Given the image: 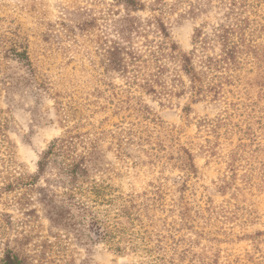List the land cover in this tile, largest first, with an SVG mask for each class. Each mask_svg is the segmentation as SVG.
<instances>
[{
    "label": "rangeland",
    "instance_id": "obj_1",
    "mask_svg": "<svg viewBox=\"0 0 264 264\" xmlns=\"http://www.w3.org/2000/svg\"><path fill=\"white\" fill-rule=\"evenodd\" d=\"M137 1L144 10L121 0H0V264L9 253L20 264H264V191L238 180L220 192L236 139L207 125L231 103L256 102L246 84L257 76L195 99L179 57L195 53L200 72L220 54L213 31L230 23L232 0ZM117 48L125 73L111 68ZM53 143L63 147L36 179ZM182 148L198 171L184 192ZM81 157L85 179L68 168ZM127 216H140L149 248L159 240L164 250L145 253L133 238L140 249L119 252L99 239L93 219L108 231L122 223L125 238L144 232Z\"/></svg>",
    "mask_w": 264,
    "mask_h": 264
},
{
    "label": "trees",
    "instance_id": "obj_2",
    "mask_svg": "<svg viewBox=\"0 0 264 264\" xmlns=\"http://www.w3.org/2000/svg\"><path fill=\"white\" fill-rule=\"evenodd\" d=\"M134 11H142L145 5L137 0H121ZM230 21L228 25L221 24L213 31L214 39L220 45V54L212 57L207 56L203 63V70L198 72L193 63V56L179 54L182 63V70L188 77L190 88L195 99H207L213 97L216 99L220 95L232 93L228 88L236 89L243 81L242 74H251L257 76L251 83H247L253 90L257 89L258 100L250 104L231 103L232 113H227L226 117L208 122L211 131L216 138L224 137L233 145V139H236L234 148L229 155L227 162V175L224 176L219 187L220 192L225 193L233 188L238 180H241L243 186L248 189H257L264 191V160L261 158L264 154V107L260 103L264 102V0H232L229 15ZM161 30L164 36H169L165 26L161 24ZM202 31H197L194 43L203 47L208 38H204ZM177 46L171 45V51L176 52ZM121 50L117 48L110 54L111 68L117 72L125 73L128 71L125 58L121 55ZM21 60H27V54H19ZM249 91V90H248ZM241 106V107H240ZM240 107V108H239ZM237 108V109H236ZM240 111V113H239ZM223 130V133L221 131ZM61 142V141H60ZM60 144V143H59ZM91 145L88 151L89 155H93L95 146ZM57 147V148H56ZM63 145L53 143L49 150L45 152L38 166V174L35 178L45 172L51 162V155L55 154L56 150L62 149ZM59 148V149H58ZM183 157L181 158V169L184 175L181 177L183 184V192L185 187L188 188L192 184V180L197 179L198 171L195 167L193 156L183 149ZM87 157H81L80 160H73L68 166L69 173L77 178L85 179L88 175ZM67 168V169H68ZM81 170V172H78ZM238 189V188H237ZM185 222L184 213L181 214ZM131 222L139 221V229L144 232H139L138 235L132 237L130 234L125 238L126 228L122 223H119L108 231L106 223L93 219V225L96 228V233L99 239L109 238L116 243L115 250L122 252L125 250L121 245L127 243L129 249H140L134 245L133 238L139 240L144 248L142 251L148 254L161 252L164 250L162 242L158 241L157 252L153 248H149L151 237L149 232H146L145 226L140 218L129 217ZM130 225L133 226V224ZM102 225V226H101ZM119 225V226H118ZM144 229V230H143ZM137 234V233H136ZM127 239V240H126ZM129 239V240H128ZM165 258L157 257V262H164ZM4 264H20V259L17 255L9 253L4 259Z\"/></svg>",
    "mask_w": 264,
    "mask_h": 264
}]
</instances>
